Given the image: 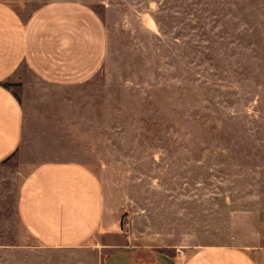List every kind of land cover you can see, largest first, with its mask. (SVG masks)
Here are the masks:
<instances>
[{
  "label": "rangeland",
  "instance_id": "1",
  "mask_svg": "<svg viewBox=\"0 0 264 264\" xmlns=\"http://www.w3.org/2000/svg\"><path fill=\"white\" fill-rule=\"evenodd\" d=\"M8 1L25 16L49 0ZM65 1L99 17L102 63L74 86L17 68L29 121L15 160L89 168L99 243L264 247V0ZM25 240L0 264H99L105 250Z\"/></svg>",
  "mask_w": 264,
  "mask_h": 264
},
{
  "label": "crops",
  "instance_id": "2",
  "mask_svg": "<svg viewBox=\"0 0 264 264\" xmlns=\"http://www.w3.org/2000/svg\"><path fill=\"white\" fill-rule=\"evenodd\" d=\"M104 47L99 17L74 1L49 0L21 16L0 0V253L29 247L27 233L38 247L58 252L103 247L99 264H264L260 246L181 250L99 243L107 229L101 187L89 168L76 161L46 159L29 166L15 160L29 121L13 90L17 84L9 83L17 68L53 86H74L99 71Z\"/></svg>",
  "mask_w": 264,
  "mask_h": 264
}]
</instances>
